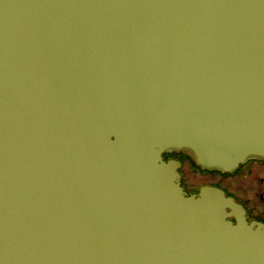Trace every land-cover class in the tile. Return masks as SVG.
Here are the masks:
<instances>
[{"label": "water", "instance_id": "95a60500", "mask_svg": "<svg viewBox=\"0 0 264 264\" xmlns=\"http://www.w3.org/2000/svg\"><path fill=\"white\" fill-rule=\"evenodd\" d=\"M171 152L264 161V0H0V264H264Z\"/></svg>", "mask_w": 264, "mask_h": 264}, {"label": "rangeland", "instance_id": "374dc122", "mask_svg": "<svg viewBox=\"0 0 264 264\" xmlns=\"http://www.w3.org/2000/svg\"><path fill=\"white\" fill-rule=\"evenodd\" d=\"M250 165L251 160L241 164L240 169ZM252 165H254V168L251 173L238 175L236 173H218L212 170L192 168L189 162L186 161L185 169L181 171L182 182L184 184L186 180L194 188L204 183H212L220 185L226 192L232 190L236 200L246 208L248 219L257 216V211H261L264 218V168L261 169L262 167L260 168V164L257 162Z\"/></svg>", "mask_w": 264, "mask_h": 264}, {"label": "flooded vegetation", "instance_id": "af4514ba", "mask_svg": "<svg viewBox=\"0 0 264 264\" xmlns=\"http://www.w3.org/2000/svg\"><path fill=\"white\" fill-rule=\"evenodd\" d=\"M162 156H163L164 159L174 158V159H178V160L181 162L180 166L177 168V170H178V172H179V182H180V185L182 186V188H183L187 193H196V192L198 191V188H199L200 185H199L198 187L194 188V187L190 186V184L187 183L186 180L184 181V184H183V182H182V173H181V171H182L183 169H185L186 161L189 162V164L191 165L192 168H195V167H196V168H198V169H200V170H201V168H200L199 166L195 165L194 162H193V161H192L187 155H185V154L182 153V152L163 153ZM247 161H249V160H247ZM247 161H246V162H247ZM246 162H244V163H246ZM255 162H257L258 164H260V168L262 167L261 169L264 168V161L252 159V160H251V165H250V166H248V167H242V168L240 169V167H241V166H240L241 164H240V165H239L234 171H232V172H220V171H218V170H212V171H216V172H218V173H229V174L236 173V174H238V175L249 174V173L252 172V170H253V168H254V165H252V164L255 163ZM244 163H242V164H244ZM256 166H257V165H256ZM257 167H259V166H257ZM192 170H194V169H192ZM203 170H205V169H203ZM194 171H195V170H194ZM204 184L216 185V186L222 188V187H221L220 185H218V184H212V183H204ZM222 189H223V188H222ZM223 190H224V189H223ZM224 191H225L226 194L231 195V196L236 200V198H235L234 195L232 194V190H231V191L229 190L228 192H226V190H224ZM240 196H241V195H240ZM240 196H239V197H240ZM241 199H242V198H241ZM243 199H245V198H243ZM236 201H237V200H236ZM237 202H239V201H237ZM239 203H240V202H239ZM243 207H244V206H243ZM244 208H245V207H244ZM245 211H246V208H245ZM256 215H257V216L248 219V218H247V214H246V218H247L248 220L256 219V220L262 221V222L264 223L263 213H262L261 211H257V212H256Z\"/></svg>", "mask_w": 264, "mask_h": 264}]
</instances>
